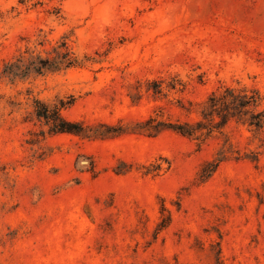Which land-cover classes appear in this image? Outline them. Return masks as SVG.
Wrapping results in <instances>:
<instances>
[{"label":"rangeland","instance_id":"374dc122","mask_svg":"<svg viewBox=\"0 0 264 264\" xmlns=\"http://www.w3.org/2000/svg\"><path fill=\"white\" fill-rule=\"evenodd\" d=\"M226 87L264 112V0H0V264H264V125L202 117Z\"/></svg>","mask_w":264,"mask_h":264},{"label":"trees","instance_id":"16d2710c","mask_svg":"<svg viewBox=\"0 0 264 264\" xmlns=\"http://www.w3.org/2000/svg\"><path fill=\"white\" fill-rule=\"evenodd\" d=\"M61 59L62 61H47L43 63L42 66H36L34 69L37 73H41V71L45 68L57 70L61 64H67V67H69L75 62L74 60L69 59L67 54L61 57ZM156 91H161L160 84H157ZM259 102L260 96L256 91H251L250 93L243 91L238 93L236 89L226 87L222 94L218 95L214 92L210 96L209 100L206 102V109L202 112V117L204 120H207L212 118L214 115H217L221 118L222 124H226L229 116L232 118L237 117L241 120L250 115L248 124L261 129L264 125V112L252 113L251 111L252 108L258 107ZM36 116L40 119L46 120L48 123H52L54 132L78 134L82 131V127L79 124L68 122L62 116L61 109L55 108L51 111L47 106H44L39 101L36 102ZM153 121V119L148 120L146 125L151 128L150 125ZM169 127L181 136L189 138L208 137L214 129L208 128L203 121L192 125L178 124ZM215 129L219 128L216 127Z\"/></svg>","mask_w":264,"mask_h":264}]
</instances>
